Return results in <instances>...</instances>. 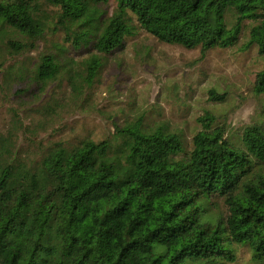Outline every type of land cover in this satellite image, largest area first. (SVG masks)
<instances>
[{
	"label": "trees",
	"instance_id": "1",
	"mask_svg": "<svg viewBox=\"0 0 264 264\" xmlns=\"http://www.w3.org/2000/svg\"><path fill=\"white\" fill-rule=\"evenodd\" d=\"M112 3L109 16L100 11ZM43 7L55 9L51 19ZM139 31L197 50L198 61L252 48L264 59V0H0V35L20 38L16 53L62 35L67 45L37 53L33 79L67 74L73 95ZM68 46L86 54L81 73ZM252 89L264 97V64ZM195 122L187 136L138 114L111 138L59 139L35 159L0 136V264H234L241 249L248 264H264V116L234 132L205 109Z\"/></svg>",
	"mask_w": 264,
	"mask_h": 264
},
{
	"label": "rangeland",
	"instance_id": "2",
	"mask_svg": "<svg viewBox=\"0 0 264 264\" xmlns=\"http://www.w3.org/2000/svg\"><path fill=\"white\" fill-rule=\"evenodd\" d=\"M99 9L109 16L115 5ZM54 13L51 7L41 11L42 17L49 19ZM19 40L11 32L0 35V136L10 133L21 155L26 151L33 159L47 143L59 139L111 138L115 124L122 125L138 114L149 120L167 118L187 136L197 130L195 117L204 109L232 132L264 116V97L252 89L254 72L262 68L264 59L253 48L244 53L213 51L198 61L197 50L163 44L139 31L126 39L122 52L107 59L86 93L73 95L67 74L45 85L33 79L37 53L55 52L56 45H67L62 35L47 34L36 50L16 53L10 44ZM68 47L67 56L74 61L72 70L81 73L86 54ZM207 88L224 93V100L207 102ZM12 114L17 115L20 127ZM29 138L41 141V146L29 144ZM247 261V253L241 249L234 264Z\"/></svg>",
	"mask_w": 264,
	"mask_h": 264
}]
</instances>
